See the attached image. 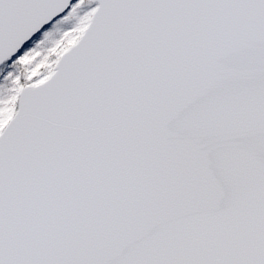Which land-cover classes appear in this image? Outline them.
Returning <instances> with one entry per match:
<instances>
[{
	"label": "snow or ice",
	"instance_id": "6c2138e0",
	"mask_svg": "<svg viewBox=\"0 0 264 264\" xmlns=\"http://www.w3.org/2000/svg\"><path fill=\"white\" fill-rule=\"evenodd\" d=\"M0 264H264V0H0Z\"/></svg>",
	"mask_w": 264,
	"mask_h": 264
}]
</instances>
